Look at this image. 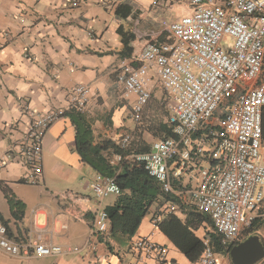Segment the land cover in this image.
<instances>
[{"label":"built area","instance_id":"obj_1","mask_svg":"<svg viewBox=\"0 0 264 264\" xmlns=\"http://www.w3.org/2000/svg\"><path fill=\"white\" fill-rule=\"evenodd\" d=\"M78 2L71 0L73 5ZM179 2L187 12L161 18L165 41L149 40L111 73L136 125L156 86L163 92L160 103L170 135L159 136L147 152L136 156L162 192L175 198L153 214V224L157 226L163 212L191 210L208 216L223 252H215L204 234L203 250L189 264H223L231 247L264 216V0ZM154 5L159 9L168 0H156ZM89 99L90 87L77 84L63 106L36 112L29 104L21 105L29 117L26 129L21 140L4 152L0 166L18 156L25 167L22 181L39 184L45 132L66 112H84ZM131 136L128 131L113 142L127 148ZM120 160V155L112 158L113 163ZM85 184L97 200L85 245L91 248L110 228L103 199L123 192L113 177L98 173ZM0 248L23 258L80 251L40 240L12 239L1 221ZM132 250V264L147 260L172 264L167 249L149 236L136 239Z\"/></svg>","mask_w":264,"mask_h":264},{"label":"crops","instance_id":"obj_2","mask_svg":"<svg viewBox=\"0 0 264 264\" xmlns=\"http://www.w3.org/2000/svg\"><path fill=\"white\" fill-rule=\"evenodd\" d=\"M155 1L79 0L73 5L71 0H0V161L26 129L29 117L21 105L29 104L36 112L55 109L65 105L70 88L77 84L90 87V99L82 113L91 122L95 143L115 141L132 132L124 121L130 117L129 102L117 91L111 72L124 58L139 53L149 40L167 38L161 18L172 19V10L167 7L160 12ZM74 142L75 128L69 116L49 126L37 185L22 181L25 167L18 156L0 166V183L25 205L23 217L14 219L0 188V216L12 239L40 240L80 251L23 258L0 248V264H132V244L143 236L164 246L172 264H189L152 222L153 214L164 210V203L149 208L131 238L107 233L91 248L85 247L97 208L85 183L96 172L81 161ZM117 197L107 196L102 206L113 205ZM187 213L195 212L173 214L184 220ZM206 224L193 229L200 240L206 234ZM144 264L158 263L147 260Z\"/></svg>","mask_w":264,"mask_h":264},{"label":"trees","instance_id":"obj_3","mask_svg":"<svg viewBox=\"0 0 264 264\" xmlns=\"http://www.w3.org/2000/svg\"><path fill=\"white\" fill-rule=\"evenodd\" d=\"M65 115L70 117L75 128L74 149L81 161L96 173L104 177H113L123 192L113 205L105 208L110 222L108 232L110 237L123 235L131 238L154 203L175 201L174 197L162 192L159 183L147 174L143 162L136 158L138 154L147 152L149 145L139 142L135 147L120 148L110 139L95 143L91 122L84 113L71 110ZM161 131V135H170L165 124L162 125ZM115 155L121 156L118 163L112 162ZM0 188L7 199L12 217L21 219L25 210L24 203L15 198L13 193L1 183ZM0 221L7 226V222L1 216ZM203 222L210 225L208 216L204 214L187 213L184 220H181L177 215L167 213L162 214L157 227L190 262H195L203 250V244L196 237L193 229ZM259 228L260 223L253 225L244 232L243 238ZM205 235L210 238L214 251L222 253L223 247L219 236L213 231Z\"/></svg>","mask_w":264,"mask_h":264},{"label":"rangeland","instance_id":"obj_4","mask_svg":"<svg viewBox=\"0 0 264 264\" xmlns=\"http://www.w3.org/2000/svg\"><path fill=\"white\" fill-rule=\"evenodd\" d=\"M163 1L165 0H160V2H163ZM167 7L168 8L170 7V9L172 10L169 16L173 18L187 12L186 6H184V4L179 2V0H169L168 5L166 6L160 5L159 7V10H161L160 12H162ZM176 8H179V9L174 10ZM117 86L119 87L117 91L121 93V87L118 84ZM162 95H163V92L161 88L159 86H156V88L154 89L152 93L150 101L144 108L142 120L138 125L134 124V122L132 121L130 117H125L124 121H125L126 126L132 130L131 140L128 143L129 147H135L139 142L140 144L144 143V144L149 145L153 140L157 139L159 136H162L161 135L162 125L163 124L166 125L165 113L160 103V99ZM263 146H264V141H263ZM262 213L264 214V206L262 208ZM258 223H260V228L254 233L259 234L264 243V216L254 226H256ZM206 228H207L206 233L212 231L211 225H209L208 223L206 224ZM244 235L245 233L243 234V237ZM248 236L249 235H247L246 237ZM223 264H232L230 255H228V257L226 256L223 257ZM255 264H264V257L258 262H256Z\"/></svg>","mask_w":264,"mask_h":264},{"label":"water","instance_id":"obj_5","mask_svg":"<svg viewBox=\"0 0 264 264\" xmlns=\"http://www.w3.org/2000/svg\"><path fill=\"white\" fill-rule=\"evenodd\" d=\"M232 264H255L264 257V243L255 233L231 247L229 251Z\"/></svg>","mask_w":264,"mask_h":264},{"label":"flooded vegetation","instance_id":"obj_6","mask_svg":"<svg viewBox=\"0 0 264 264\" xmlns=\"http://www.w3.org/2000/svg\"><path fill=\"white\" fill-rule=\"evenodd\" d=\"M251 234H255L254 232H252V233H250V234H248V235H251ZM261 238V237H260ZM262 240V239H261Z\"/></svg>","mask_w":264,"mask_h":264}]
</instances>
